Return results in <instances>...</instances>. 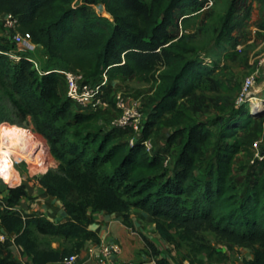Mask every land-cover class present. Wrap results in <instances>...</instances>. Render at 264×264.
Listing matches in <instances>:
<instances>
[{
	"label": "trees",
	"instance_id": "obj_1",
	"mask_svg": "<svg viewBox=\"0 0 264 264\" xmlns=\"http://www.w3.org/2000/svg\"><path fill=\"white\" fill-rule=\"evenodd\" d=\"M76 1L0 0V14L12 13L18 19L17 30L58 66L40 67L41 74L29 56L12 58L10 48L0 42V124L32 118L58 164L40 168L31 178L60 199L69 216L62 222L38 213L24 217L16 209L28 195L23 183L0 199L2 227L14 234L15 245L32 257L33 264H47L79 254L88 240L101 241L90 228L94 221L90 211L121 213L123 224L136 231L131 209L139 208L172 244L194 241L200 232L210 231L230 247L252 248L253 257L241 264H264L263 176L257 174L248 191L234 180V161L245 144L237 134L258 114L230 115L214 149L216 133L210 123L198 121L182 103L194 100L202 84L235 89L214 78V66L205 57H194L197 46L178 33L182 21L204 10L208 0H83L74 5ZM257 1L264 14V0ZM253 2L234 0L235 11L249 17ZM93 4L109 16L97 13ZM259 27L264 29V21ZM232 31L227 17L218 38L230 39ZM71 66L93 83L103 73L111 80L143 76L151 82L154 107L143 135L151 137L155 125L168 128L165 143L178 146L173 165H165L163 151L150 153L142 140L130 145L127 131L100 125V112H81L64 97L56 69ZM203 108L198 104L194 112ZM39 235L73 244L59 250L40 242ZM139 235L157 264H174L144 233ZM4 242L0 238V264H20L5 253ZM211 248L200 244L201 251Z\"/></svg>",
	"mask_w": 264,
	"mask_h": 264
},
{
	"label": "rangeland",
	"instance_id": "obj_2",
	"mask_svg": "<svg viewBox=\"0 0 264 264\" xmlns=\"http://www.w3.org/2000/svg\"><path fill=\"white\" fill-rule=\"evenodd\" d=\"M83 0H77L74 5L81 3ZM234 0H210L207 6L200 13H192L182 21V26L178 31L187 35L190 40L197 46L194 57L202 59L205 57L211 65L214 66L213 77L229 82L235 89L216 90L211 89L209 84H202L197 90V97L190 101L184 100L183 106L188 111L193 112L198 121H207L216 133L215 146L221 143L220 135L225 127L226 119L230 115H237L242 111H252L253 97L262 99L263 105L257 107V118L250 125L244 127L238 132V136L245 142L244 146L237 154L234 161L235 173L234 180L238 182L244 191L250 190V186L256 179L257 174H262L264 182V160H258L257 151L254 144L258 143L259 150L264 151V29L259 25L264 21V14L259 11V3L254 0L252 10L249 17L245 11H235ZM102 15L108 17L106 12L99 11ZM228 17L229 25L233 27L230 39H219L224 20ZM205 20V23H203ZM1 23V22H0ZM176 32V29L172 30ZM0 42L10 48L11 53L17 55H27L38 61L40 67L51 68L57 66L56 63L46 55L41 46L33 47L29 43L16 45L8 40L5 35L3 26L0 24ZM58 67V66H57ZM64 68L63 66H59ZM249 75L255 77V85L249 94H242L243 81ZM60 90L62 95H67V87L60 76ZM112 87L115 91H121L130 100H138L141 103L143 111L147 119L153 110L154 99L153 84L147 81L143 76L125 78L118 76L112 80ZM252 96V97H251ZM252 99V100H251ZM200 104L204 108L198 112H194V108ZM100 125L108 127L109 120L118 115V111L114 105L100 111ZM169 129L162 126L157 129L153 126L150 130L151 137L154 140L156 148L160 151L170 153L176 158L178 146H169L165 144V148H159V144L164 142L166 131ZM16 131H26L33 136V144L30 154H20L22 150L11 147V141ZM123 133V132H118ZM127 140V136L123 135ZM0 141L4 144L0 149L6 153L5 157L13 159L16 171L19 174V184L13 186L5 183L0 178V199H5L9 194V189L20 184L29 182L37 184L31 174L40 168H55L58 161L50 152L48 142L39 134L34 127L31 117H28L22 123L10 124L8 122L0 124ZM227 141L232 142V139ZM39 142V143H38ZM35 147V148H34ZM43 148V149H42ZM15 149V152L12 150ZM39 149V150H38ZM43 150V151H42ZM19 152V153H18ZM1 157V156H0ZM20 205V207H18ZM34 208L32 203L17 204L16 209L24 217L31 216L36 211L28 210ZM139 228L133 231V240L138 245L136 257L145 259L151 255V250L141 241L139 233H144L157 248L161 249L164 256L168 257L174 264H241L250 252L248 245H238L230 247L224 240L218 238L210 231L200 232L199 238L187 242L181 241L172 244L164 240L157 232L155 223L151 217L137 215ZM0 234H5V242L3 249L5 253H9L14 259H18L20 264H24L18 256L14 234L8 233L1 225ZM39 241L43 244L50 243L55 248H71L72 241L65 240L57 236H38ZM140 241L143 246H139ZM207 243L212 246L207 251L200 250V244Z\"/></svg>",
	"mask_w": 264,
	"mask_h": 264
},
{
	"label": "built area",
	"instance_id": "obj_3",
	"mask_svg": "<svg viewBox=\"0 0 264 264\" xmlns=\"http://www.w3.org/2000/svg\"><path fill=\"white\" fill-rule=\"evenodd\" d=\"M209 4L210 0H208L206 7ZM96 6L93 4L96 12L99 13ZM0 22L10 42L16 45L29 43L31 46L37 47L27 35L17 30L18 19L12 13L6 12L0 14ZM9 54L12 58L21 59V55ZM28 59L42 74L43 72L38 61L30 56ZM56 72L63 77L67 87V97L75 104L79 111L100 112L114 105L118 111V115L109 120L108 128L127 131L129 133L128 141L130 145L142 140V143L150 153L158 150L152 137L145 138L143 135L147 116L143 111L141 103L138 100L128 99L121 91H115L112 87V80L106 73H103L100 81L93 83L87 80L82 71L73 66L66 69H56ZM254 85L255 77L253 75L247 76L243 81L242 94L251 93ZM254 149L257 151L258 160H264V151L261 152L259 150L258 143L254 144ZM163 156L165 165L172 166L174 163L173 155L163 152ZM0 238L4 241L6 238L5 234H0ZM86 251L95 264H157L153 256L137 260L124 258V245L117 239L100 241L98 243L92 242ZM79 254H71L66 260L73 262Z\"/></svg>",
	"mask_w": 264,
	"mask_h": 264
},
{
	"label": "crops",
	"instance_id": "obj_4",
	"mask_svg": "<svg viewBox=\"0 0 264 264\" xmlns=\"http://www.w3.org/2000/svg\"><path fill=\"white\" fill-rule=\"evenodd\" d=\"M168 131H166L167 133ZM164 142L159 144V148H165ZM26 190L28 195L23 197L19 203L22 204H31L34 208H29L28 210L36 211L38 214L46 216L48 219L54 222H62L69 218L67 212L64 209L63 202L55 196L47 193L42 187L38 184L29 182L26 184ZM20 207V205H18ZM89 214L94 218V221L90 224V228L95 230L101 238V241H110L112 239H117L121 241L124 245L123 257L126 259H136L138 245L135 244L132 234V230L123 224V215L121 213H106L105 211L89 212ZM137 215L150 217L147 213L140 210L139 208L131 209V217L134 222L135 227L138 226ZM139 228V227H137ZM92 240H88L83 245L80 254L77 259L73 262L63 260L49 262L47 264H95L94 261L89 257L86 249L92 243ZM139 242V246L143 244ZM18 256L23 260L24 264H33V259L26 253H22L18 246H16ZM250 247V246H249ZM61 250L62 248H58ZM161 250V249H160ZM163 255V253H162ZM138 256V255H137ZM253 252L250 248V252L246 258H252ZM16 260H18L15 257Z\"/></svg>",
	"mask_w": 264,
	"mask_h": 264
},
{
	"label": "bare ground",
	"instance_id": "obj_5",
	"mask_svg": "<svg viewBox=\"0 0 264 264\" xmlns=\"http://www.w3.org/2000/svg\"><path fill=\"white\" fill-rule=\"evenodd\" d=\"M252 99L251 100H252L253 108H254L252 111L257 110V107H260L261 105H263L262 99L257 98V97H253ZM33 140H34L33 136L30 133L26 131H16L15 134L13 135V139L11 141L12 145L10 149L14 147L17 150H22V152H20L21 155L30 154L31 146L34 145L32 143ZM3 146L4 144L2 143V141H0V149ZM15 149H13L12 152L16 153ZM5 155L6 153L3 151L0 153V156H1L0 157V177L3 179L5 183L15 185L20 182V177H19L18 172L16 171L13 159L11 157L6 158Z\"/></svg>",
	"mask_w": 264,
	"mask_h": 264
},
{
	"label": "water",
	"instance_id": "obj_6",
	"mask_svg": "<svg viewBox=\"0 0 264 264\" xmlns=\"http://www.w3.org/2000/svg\"><path fill=\"white\" fill-rule=\"evenodd\" d=\"M256 113H257V111H256Z\"/></svg>",
	"mask_w": 264,
	"mask_h": 264
}]
</instances>
